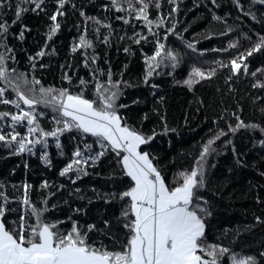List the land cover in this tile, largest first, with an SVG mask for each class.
I'll use <instances>...</instances> for the list:
<instances>
[{"label":"snow or ice","instance_id":"6c2138e0","mask_svg":"<svg viewBox=\"0 0 264 264\" xmlns=\"http://www.w3.org/2000/svg\"><path fill=\"white\" fill-rule=\"evenodd\" d=\"M52 2L54 10L49 13L46 0H0V105L14 109L0 110V148L6 149L8 155L38 154L39 161L45 167H51L49 148L54 143L57 152L64 155L61 137L67 133L76 143L67 157V163L59 169V175L67 177L72 184L88 175V169L97 166L103 158L110 157L119 168V176L124 178L118 181L122 190H113L103 195L106 203L118 201L121 206L116 225L119 230L124 231V239L119 242V248L112 249L103 241L97 243L92 239L90 233L96 230L116 241L111 233L112 224L109 220L103 221V229H97L92 223L84 228L68 217L71 227L62 228L64 221L48 219L45 215L49 210L47 197H42L41 207L31 201L29 191L33 185L27 182L23 183V196L19 199L24 206L23 210L10 208V198L6 191L8 185L0 181V264H264V250L256 254L238 255L219 238L215 242L209 241L207 228L212 213L210 203L203 194L209 184L210 157L230 148L236 164L243 166L240 153L233 142V137L241 129L257 135L261 151L264 152V97L253 98L254 111L259 113L255 120L245 122L242 119L240 113L243 107L239 102L231 110L224 108L214 116L211 121L213 127L209 128L207 139L197 146L196 152L188 153L192 156L193 163L190 167L174 172L169 180L166 165L148 150L150 142L158 135L156 127L145 132L142 126L137 128L134 124H129L127 117L121 114L120 110L128 105L118 103L119 98L123 95L124 88L131 86L129 81L123 80V71L120 79H113L110 67L107 72L103 68H92L91 81H86L83 77L77 78L79 91L72 90L73 78L67 73H62L61 79L67 81L69 86L59 88L51 85L45 87L35 76L37 68L47 67L38 61L49 55L46 51L48 41L61 28L59 18L66 16L69 6L73 11L77 10L75 0ZM167 2V10H164L162 0H110L109 3L100 4L105 14L112 10L124 13L115 17L124 24L132 23L133 19L142 22L147 33L134 28L130 37L137 45L141 40L149 43V34L151 35L153 51L151 55L144 54L141 78L146 87L159 89L160 85L152 82L154 77L172 76L185 62V58L192 60L195 56L196 60H202L204 52L209 49L198 47L201 39L210 40L214 34L226 36L227 33H233L237 39L230 40L227 48L211 50L228 53L229 49H235V55L229 53L227 63L216 59L211 63L229 69L231 75L225 78L229 94L235 91L231 81L239 79L241 74L250 75L254 80L251 87L264 92V60L260 61L261 66L255 71L249 72L248 64V59L255 53L264 54V35L255 32L254 28L245 31L243 26L244 20L248 19L264 28V0H230L236 12L235 21L231 25L228 24L231 12L221 16L215 11L220 7L219 0H205L211 22L222 24L227 31L214 32L209 28L199 37L193 33L191 39L185 36L188 28L180 25L174 15L178 12L176 0ZM153 8L156 10L155 18H151ZM29 11L44 13L50 21L47 32L44 33V46L28 56L31 78L27 71L10 67L8 63L10 60L15 62L14 49L8 42L10 26L15 25ZM79 15L86 24L88 21L93 23L98 38L101 28L112 30L103 36V42L107 45L115 31L112 24L107 22V15L104 18L88 16L83 6L79 9ZM25 31L31 29L26 24H21L20 31L11 35L22 41ZM170 35L182 44L183 52L168 44ZM241 39L249 42V46L243 50H240ZM91 47L92 41L81 34L72 50ZM124 51L128 52L129 49L125 47ZM141 53L143 54L142 48ZM104 55L107 63V52ZM98 56V53H94L89 58L85 53V67H89L90 63L96 65ZM60 67L63 69L65 65ZM126 68L127 65H124V69ZM216 75L215 68L205 69L193 62L182 83L192 90L194 85ZM90 85L91 98L85 95V90ZM152 95L157 103H163V96L156 97L155 91ZM199 103L202 105L203 102ZM41 106L50 109V113L39 110ZM152 111L163 124V134L175 131L168 127L166 116L160 114L158 108H153ZM41 118L50 121L52 126L45 128ZM147 119L148 114L145 113L140 118L141 125ZM220 120L224 121L223 125L217 123ZM21 128L23 131L19 130ZM221 138L222 143L217 145L216 142L221 141ZM27 166L25 162V168ZM260 175L264 177V171ZM112 177H115V173ZM63 187L64 185L59 186ZM12 188L18 191L16 185H12ZM48 188L49 181L42 180L36 190ZM79 192L80 189H76V193ZM49 195L54 194L49 192ZM12 199L15 200L16 197ZM256 202L264 206V199L259 195ZM51 207L55 208L56 205ZM13 211H17V216L6 222V214ZM254 221L264 225V212L254 215ZM224 235L227 236V230Z\"/></svg>","mask_w":264,"mask_h":264},{"label":"trees","instance_id":"16d2710c","mask_svg":"<svg viewBox=\"0 0 264 264\" xmlns=\"http://www.w3.org/2000/svg\"><path fill=\"white\" fill-rule=\"evenodd\" d=\"M110 0H75L76 11L69 6L65 17H60V30L48 41L46 51L49 55L42 58L41 61L47 65L45 69L37 68L35 76L41 80L43 86L68 87V82L61 79L62 73H67L73 78V91H79L76 84L78 77H83L86 81H91L90 70L95 67L103 68L105 72L111 68L113 79H120V73L123 71V80L129 81L131 86L124 88L123 95L118 103L128 105L121 109V114L126 116L129 124H134L137 128L143 127L145 132L155 126L158 135L150 142V150L153 155L160 159L162 164L166 165V174L171 176L177 170H183L190 167L193 163L192 156L188 153L197 151V146L207 139L209 128L213 127L212 118L219 114L224 108L231 110L239 102L243 111L241 114L245 122L255 120L259 113L254 111L253 98L255 96L264 97V92L253 89L251 84L253 78L248 75H240L239 79L231 81L235 89L231 94L228 93L226 77L231 75L227 67L220 68L212 64L214 59L222 60L227 63L229 53L235 55V49H229L228 53L221 51H212L211 49L227 48L230 40H236L233 33H227L226 36L212 35L210 40L201 39L198 47L209 49L204 52L202 60H192L185 58V62L173 73L172 76L159 75L154 77L153 83L160 85V88L153 90L146 87L142 82L144 71V54L151 55L153 43L149 34V43L141 40L137 45L130 37L133 29L147 33V29L142 22L133 19L130 24H124L117 20L115 10L105 14L100 8V4L109 3ZM220 7L215 9L218 15L224 16L231 12L228 18V24H233L236 12L232 8L230 0H219ZM164 10L168 9L167 0H162ZM178 12L175 17L180 21V25L187 27L186 38L191 39L193 33L199 37L209 28L213 31H227L222 24L211 22L209 12L205 5V0H176ZM83 6L86 15L104 18L107 15V22L112 24L115 29L110 36L109 43L103 42V36L111 29L101 28L98 34L94 31V25L91 21L85 23L79 15V9ZM48 12L54 10L52 0H46ZM156 10H151V18H155ZM50 21L44 13L35 14L26 12L15 25L10 26L8 37L9 44L14 49L15 62L9 61L10 67H16L20 71H27L29 78L32 72L28 61V56L37 52L44 46V33L47 32V25ZM26 24L31 31L24 32V39H14L11 33L20 31V25ZM244 30L254 28L255 32L264 35V28L260 24L244 20ZM85 27L87 31L85 32ZM86 35L88 40L92 41L91 48H77L72 50L73 44L79 42V36ZM120 37H124L120 39ZM256 37L253 35V40ZM168 44L174 48L184 51L182 44L174 36H169ZM241 49L249 46L247 40H240ZM129 49L128 52L124 48ZM143 49V54L141 53ZM54 49V51H52ZM105 52H107V63H105ZM85 53L90 58L94 53H98L96 65L85 67L83 63ZM264 60V54L255 53L248 59L249 72L255 71L260 67V61ZM193 62L197 66L207 69L215 68L217 75L211 79L201 81L193 86L192 90L182 83L187 77V72ZM65 65L62 69L60 65ZM71 67H68V65ZM124 65L127 68L124 69ZM99 75V73H98ZM104 78V77H102ZM264 79V77H262ZM155 91L156 97L163 96L162 104L157 103L152 92ZM85 95L92 96V86L85 90ZM133 101H137L133 103ZM202 101V105L199 103ZM258 103V101H257ZM158 108L160 114L166 116L167 125L174 132L163 134V124L158 120L156 114L152 111ZM199 108V111H197ZM0 110H14L11 106L0 105ZM39 110L50 113V109L43 106ZM148 114V119L140 123V118ZM207 117V119H205ZM187 121V122H186ZM42 125L50 128V121L41 118ZM224 124L223 120L217 122ZM23 131V129H19ZM64 155H61L55 149L54 143L49 148L52 160L51 167H45L36 156L24 154L23 156L8 155V151L0 148V181L5 182L8 187L7 195L10 198L9 207L17 210H23V205L19 199L23 196V183L27 182L33 185L29 191L31 201L37 206H42V197L48 198V211L45 213L48 219H59L64 221L62 228L71 227V217L79 225L86 228L87 224L96 225L97 229H103L104 220H109L112 224L111 233L116 241L110 239L107 235H102L99 231L93 230L90 236L93 240L103 243L109 248H119V242L124 239V231L119 230L116 225V218L120 213V204L118 201L105 202L104 193L113 190H122V185L118 182L124 179L119 176V168L115 161L109 158H103L97 166L89 168V174L78 179L72 184L67 177L59 175V169L67 163V157L74 148L76 141L72 140L67 133L61 137ZM233 142L236 150L240 153L243 166L236 164L233 153L229 148L227 151H221L219 155H213L209 158V184L203 194L210 203L212 215L209 217L208 238L210 242H215L217 238L227 247L238 255L256 254L264 250V225L256 224L254 215L264 212V206L258 205L256 197L259 195L264 199V177L260 175L264 171V152L258 143L257 135L251 132H245L241 129L234 137ZM217 145L222 143L216 142ZM25 162L27 168H25ZM214 165V167L212 166ZM15 169V171H13ZM231 169V171H229ZM115 173V177L112 174ZM42 180L49 181L48 189H39ZM126 182V180H125ZM16 185L18 191L12 188ZM64 185L63 188H59ZM59 189V190H57ZM76 189H80L79 194ZM95 189V191H93ZM49 192L54 195H49ZM99 194V195H98ZM16 197L15 200L12 198ZM80 197H83L81 199ZM56 205L52 208V205ZM79 209V211H75ZM17 211L6 214L5 220H11L17 216ZM245 226H248L247 228ZM227 230V236L225 231ZM239 230V231H237Z\"/></svg>","mask_w":264,"mask_h":264}]
</instances>
